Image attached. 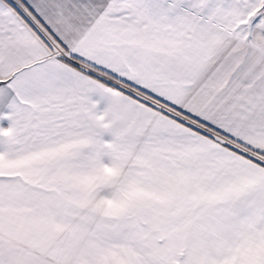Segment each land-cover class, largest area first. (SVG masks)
Returning a JSON list of instances; mask_svg holds the SVG:
<instances>
[{"label": "snow or ice", "instance_id": "6c2138e0", "mask_svg": "<svg viewBox=\"0 0 264 264\" xmlns=\"http://www.w3.org/2000/svg\"><path fill=\"white\" fill-rule=\"evenodd\" d=\"M0 264H264V0H0Z\"/></svg>", "mask_w": 264, "mask_h": 264}]
</instances>
